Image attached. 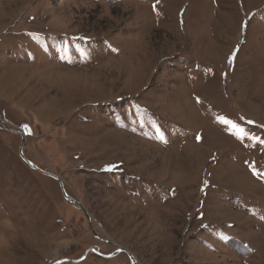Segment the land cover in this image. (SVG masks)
I'll return each mask as SVG.
<instances>
[{
	"label": "rangeland",
	"instance_id": "obj_1",
	"mask_svg": "<svg viewBox=\"0 0 264 264\" xmlns=\"http://www.w3.org/2000/svg\"><path fill=\"white\" fill-rule=\"evenodd\" d=\"M0 122V264H264V0H0Z\"/></svg>",
	"mask_w": 264,
	"mask_h": 264
},
{
	"label": "water",
	"instance_id": "obj_2",
	"mask_svg": "<svg viewBox=\"0 0 264 264\" xmlns=\"http://www.w3.org/2000/svg\"><path fill=\"white\" fill-rule=\"evenodd\" d=\"M0 123H1V122H0ZM1 124L4 125L3 123H1ZM14 133L20 135V136H21V139H22V143H21V146H20V149H19V157L22 158L23 161H24L29 167H31V169H34L35 171H38V172H40L41 174L46 175V176H49V177L53 178L54 180H56V181L58 182L59 186H60V189H61V192H62V194H63L64 199H65V200H66V201H67L72 207H74L75 209H79V210H80V211H81V212L87 217V219H88V216L86 215L85 211L80 207V205H79L78 203L73 202L72 200H70V199L67 197V195H66V193H65V191H64L63 185H62V183L59 181V179H58L57 177H55L54 175H51V174H47V173H45V172H42V171H40L39 169H36V168H35L30 162L26 161V160L23 158V155H22V144L24 143V137H23L20 133H18V132H14ZM94 237H95V239H96L97 241H99V242H102V243H105V244H108V245H112V243H110V241H107V240H105V239H102V238L98 237L97 235H94ZM114 247H115V250H116L115 253H124V254L128 257L130 264H136V260L134 259V257H133L129 252L124 251V250L118 248L117 246H114ZM93 252H95L93 249H89V250L85 253L84 256H86L87 253H93ZM96 254H97V253H96ZM113 255H114V254H113ZM113 255L102 256V257H103V258H111ZM80 261H81V259H80V260H77V261H68V262L77 263V262H80ZM62 262H67V261H66V260H62V261H60L59 263H62Z\"/></svg>",
	"mask_w": 264,
	"mask_h": 264
},
{
	"label": "snow or ice",
	"instance_id": "obj_3",
	"mask_svg": "<svg viewBox=\"0 0 264 264\" xmlns=\"http://www.w3.org/2000/svg\"><path fill=\"white\" fill-rule=\"evenodd\" d=\"M229 62L231 63V60H229Z\"/></svg>",
	"mask_w": 264,
	"mask_h": 264
}]
</instances>
